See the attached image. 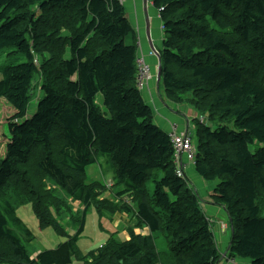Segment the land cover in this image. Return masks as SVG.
Returning a JSON list of instances; mask_svg holds the SVG:
<instances>
[{
    "label": "trees",
    "instance_id": "obj_1",
    "mask_svg": "<svg viewBox=\"0 0 264 264\" xmlns=\"http://www.w3.org/2000/svg\"><path fill=\"white\" fill-rule=\"evenodd\" d=\"M152 2L163 9L165 96L177 103L190 96L189 105L208 116L210 125L195 118L194 169L204 181H217L212 200L232 230L226 256L264 264V0ZM7 50L25 62L0 65V103L8 115L0 264H160L161 254L164 264H219L200 199L176 176L169 135L152 123L136 87L137 39L121 0H0V53ZM43 53H50L43 96L27 117L39 71L34 57ZM99 95L108 116L97 106ZM99 156L112 168L117 204L99 199L105 187L86 179ZM71 201L83 207L80 216ZM24 205L41 230L64 239L34 259L27 250L34 236L16 214ZM91 208L99 217L126 214L133 228L150 234L129 227V240L113 235L84 254L78 240ZM157 236L165 238L162 253Z\"/></svg>",
    "mask_w": 264,
    "mask_h": 264
},
{
    "label": "crops",
    "instance_id": "obj_2",
    "mask_svg": "<svg viewBox=\"0 0 264 264\" xmlns=\"http://www.w3.org/2000/svg\"><path fill=\"white\" fill-rule=\"evenodd\" d=\"M121 2L125 12V18L127 19L129 25L131 26V28L133 29L136 35L137 53H138L137 57L142 58L145 64L150 69L151 78L146 83L144 88L140 90V94L144 95V98L147 101L146 104L151 108L153 112L152 123L157 125V127L161 128L162 131H165L167 134H169L171 132L172 127L174 126L170 124L174 120L173 112L179 113V111L181 110L182 112H184L185 116L188 119H194V120L195 118H197V113L195 112V109L190 105L187 106L185 105V107H180L182 104L185 103H179L180 105L179 106L178 104L169 101L165 96L163 87H161L162 86L161 80L159 82L157 81L159 62L157 56H155V54H152V51L154 49L158 53H161V50L163 49L165 34H164L160 14L153 5V2L151 0H122ZM102 106H103V102H102ZM186 132L190 134L189 131L187 130V122L185 128L176 127V133L179 134ZM4 136L5 138L3 144L7 142L8 132ZM2 155H4V153H2ZM2 155L1 157H3ZM101 157L104 156H99L98 161ZM108 166H109L108 169L105 168L102 173L104 181L106 180L108 181L109 178L111 179V176L113 175V171L110 164ZM184 176L186 178V181L188 182L189 187L191 184L192 187L194 188L195 187L193 184L194 182H198L201 185L200 187L203 192L202 199L199 197L198 191L194 188L195 193L198 195L200 199L199 204L201 210L204 213L205 217L210 221H212L211 219H214L213 217H218V219L216 220L217 222H214L215 232H213V235H216V239L218 240L219 243H223V245L225 244L224 246L225 251L229 250L231 234H232V230L230 228V219L227 216L224 208L213 202L212 199L215 193L213 192L214 190L212 189V186L210 187L206 183L203 184L201 180L197 177L198 175L195 172L194 166L190 164H186L184 168ZM93 181H99V180H93ZM88 182H92V181H88ZM101 183L104 184V182ZM104 194H108V192ZM73 205H77L78 207L80 206V210L81 211L83 210V207L80 205V203L73 202ZM16 214L18 218L25 224V226L31 231L32 235L34 236L32 242H30L27 245V250L31 259H34L42 251L55 249L60 243L64 242V239L60 237H58L59 239H56L49 232L50 231L49 229L51 228L49 229L47 228L45 230H41L39 228L38 221L37 219H35L30 205L21 206L20 208L17 209ZM95 214L99 222L98 224H100L99 229L97 231L98 233L94 235L93 240L86 238L88 243L85 244L83 248H81L82 242H78V248L84 254L90 251H94L97 248L101 247L103 244H105L108 238L113 235L117 236L122 241L129 240L130 239V234L128 232L129 227L132 228L134 234L136 235L150 234L147 228H142V229L133 228L135 221L133 220L131 223V220L129 219L128 216H126V214H117L112 218L103 217L101 219H99L96 210H95ZM208 215H211L209 216L210 218L207 217ZM222 226L224 228H222ZM64 227H66L70 235L73 236L75 234L74 227L72 228L71 226H69V224L68 226L64 225ZM48 234H50L51 236L50 238H46ZM224 238H226V241H224ZM35 241L37 242V244L31 246V244ZM225 251L223 252V257L226 254ZM233 260H234V264H250V261L246 259H233ZM71 264H83V263L73 260ZM220 264H228V263L227 260L224 259L223 263Z\"/></svg>",
    "mask_w": 264,
    "mask_h": 264
},
{
    "label": "rangeland",
    "instance_id": "obj_3",
    "mask_svg": "<svg viewBox=\"0 0 264 264\" xmlns=\"http://www.w3.org/2000/svg\"><path fill=\"white\" fill-rule=\"evenodd\" d=\"M128 42V41H127ZM50 54V53H49ZM49 54H46V53H43L42 56H41V59L38 60V57L35 55L34 58H36L35 60V63L37 65V68H38V73L34 76V80H33V85H32V96H31V99L28 103V106H27V111H26V115L27 116H31L32 114H34L35 110H36V103L38 101V99L42 98L43 96V93L41 91V87L43 85V81L46 80V78L43 80V74L42 72H45L47 69H48V65L47 63L45 62L47 59L50 58ZM50 60V59H49ZM25 62L24 60V57L22 55H19V54H13L11 50H7V51H3L0 53V65H3V64H20V63H23ZM1 78V77H0ZM162 87V86H161ZM142 98L143 100L145 101V103H147L146 99L144 98V95H142ZM169 100V99H168ZM175 104H178L177 102H174L172 100H169ZM96 102H97V106L99 107V109L105 113V115L108 116V113L106 111V109L102 106V97L99 95L97 98H96ZM190 104V96L186 99L185 101V104H182L180 107H185V105H189ZM3 105H5V103L3 102ZM191 106V105H190ZM8 107V106H7ZM196 112V110H195ZM173 118L174 120L170 123L171 125H174L175 127H179V128H185L186 127V122H187V130L189 131L190 133V136H192V140H193V135H194V131H195V128H196V121L194 119H188L184 112H182L181 110L179 111V113H175L173 112ZM197 113V112H196ZM8 116L5 111H4V107L2 106V104L0 103V158L2 153H4V149H5V144L4 143V138H5V134H7V125H6V122H5V117ZM207 118L208 116L205 115V114H198L197 113V119L199 121H204L202 122V124H208L210 125L208 122H207ZM189 120V121H188ZM157 126V125H156ZM232 125H229V127L231 128ZM161 129V128H160ZM165 132V131H164ZM3 156V155H2ZM108 162L106 160L105 157H101L99 159V161L94 164V165H91L87 168L86 170V179L87 181H93V180H99L101 182H104L103 186L105 187V191L104 193L108 192V194H102L99 199L101 200H107L111 203H114V204H117L118 200L116 199L115 197V192L117 191V189L114 187V180H113V175L111 176V179L109 178V180L107 181H104V178H103V171L105 168L108 169ZM201 182L204 184L206 183L207 185H209L210 187L212 186V189L214 190L215 186H216V183L217 181H204L199 175L197 176ZM194 188L198 191L199 193V197L202 199L203 198V192L201 190V185L198 183V182H194ZM190 187L192 188V190L195 192V189L192 187V185L190 184ZM147 188L149 190V193L150 194H153L154 192V184L152 182H148L147 183ZM214 192V191H213ZM60 194L62 196H64V193L62 191H60ZM106 195V196H105ZM259 204L261 206L264 205V193L261 195V198L259 200ZM70 207L73 208V210L78 213V216H80V206L78 207L77 205H73V202L71 201L69 203ZM102 215V217H99V219L103 218V217H113L119 213H115V214H112V215H109V214H104L103 215V212L100 213ZM123 214V213H122ZM262 216H264V212L261 214ZM127 216V215H126ZM211 215H208L207 217H209ZM210 218V217H209ZM214 219H211L213 221L212 225H211V230L212 232H215V226H214V222H217L216 220L218 219V217H213ZM36 219V218H35ZM68 218L66 216H63L61 218L60 223L64 226H68ZM133 220H131V223H132ZM23 223V222H22ZM64 223V224H63ZM98 220H97V217H96V214H95V210L93 208H91L88 212H87V218H86V223H85V228H84V232L82 233V235L80 236L78 242H82L81 243V248H83L85 246V244L88 243L87 239H91L93 240L94 239V235L96 233H98V229H99V226L100 224H98ZM130 223V225H131ZM24 224V223H23ZM25 225V224H24ZM129 225V226H130ZM27 228V227H26ZM31 228V227H30ZM50 233L56 238V239H59L58 236L55 234V232L52 230V229H49ZM229 233V232H228ZM142 235V234H141ZM50 234H48L46 236V238H50ZM103 237V236H102ZM87 238V239H86ZM214 238H215V241H216V245L218 247V250L219 252H221V254L225 251L224 249V246L225 244L223 245V243H219L218 240L216 239V235H214ZM120 239V238H119ZM121 240V239H120ZM155 245L158 249V251L160 253H162V250H166V243H165V238L163 236H157L155 238ZM224 241H226V238H224ZM32 242V241H31ZM37 244V242H33L31 244V246ZM226 253L228 252V250L225 251ZM164 255L161 254V263L160 264H164ZM225 258H222L219 262L220 263H223ZM238 259V258H236ZM249 261V260H248Z\"/></svg>",
    "mask_w": 264,
    "mask_h": 264
},
{
    "label": "built area",
    "instance_id": "obj_4",
    "mask_svg": "<svg viewBox=\"0 0 264 264\" xmlns=\"http://www.w3.org/2000/svg\"><path fill=\"white\" fill-rule=\"evenodd\" d=\"M122 1V0H121ZM152 1V0H151ZM163 9H159L158 13ZM152 54H154L152 52ZM137 77L136 87L142 90L151 78L150 69L142 58L136 59ZM201 123L204 121H200ZM169 138L173 147V165L178 178L184 179V168L186 164L194 165L196 159V148L193 145L191 137L187 133H176L175 127L172 128ZM222 228H224L222 226ZM228 264H234L233 259L226 258Z\"/></svg>",
    "mask_w": 264,
    "mask_h": 264
},
{
    "label": "water",
    "instance_id": "obj_5",
    "mask_svg": "<svg viewBox=\"0 0 264 264\" xmlns=\"http://www.w3.org/2000/svg\"><path fill=\"white\" fill-rule=\"evenodd\" d=\"M153 50H154V49H153ZM154 51H155V50H154ZM155 54H156V56H157V58H158V62H159L158 73H157V81L159 82V81L161 80V71H162V69H161V56H160L159 53H156V52H155Z\"/></svg>",
    "mask_w": 264,
    "mask_h": 264
},
{
    "label": "clouds",
    "instance_id": "obj_6",
    "mask_svg": "<svg viewBox=\"0 0 264 264\" xmlns=\"http://www.w3.org/2000/svg\"><path fill=\"white\" fill-rule=\"evenodd\" d=\"M152 52H153L154 54H155V52L158 53L157 51H154V50H153ZM159 54H160V53H159ZM155 56H156V54H155ZM137 58H138V57H137ZM139 91H140V90H139ZM198 121H199V120H198ZM199 123H201V122L199 121ZM173 127H175V126H173ZM173 127H172V128H173ZM175 129H176V127H175ZM171 131H172V129H171ZM170 133H171V132H170ZM170 133H169V134H170ZM186 133H187V132H186ZM169 134H168V135H169ZM179 134H181V133H179ZM187 134H188V133H187ZM188 135L190 136V134H188ZM190 137H191V136H190ZM191 139H192V138H191ZM192 142H193V140H192ZM193 145H194V143H193ZM194 146H195V145H194ZM193 166H194V165H193ZM184 179H186L185 176H184ZM207 220H208V219H207ZM208 221H209L210 225H212L213 221H210V220H208ZM211 231H212V230H211ZM212 234H213V232H212ZM213 237H214V235H213ZM214 239H215V238H214ZM215 243H216V242H215ZM226 255H227V253H226V254L224 255V257H223V253H222V258H225V259L228 258ZM229 259H231V258H229ZM233 261H234V260H233Z\"/></svg>",
    "mask_w": 264,
    "mask_h": 264
}]
</instances>
